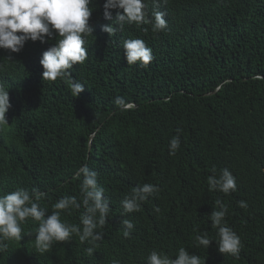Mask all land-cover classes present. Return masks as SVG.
Returning <instances> with one entry per match:
<instances>
[{"label":"trees","instance_id":"obj_1","mask_svg":"<svg viewBox=\"0 0 264 264\" xmlns=\"http://www.w3.org/2000/svg\"><path fill=\"white\" fill-rule=\"evenodd\" d=\"M104 3L92 0L88 59L69 70L85 85L79 97L65 81L42 77V54L55 39L28 41L19 53L0 49V84L11 104L0 130V195L38 188L50 215L61 196L79 199L75 176L86 165L111 202L104 239L93 256L75 236L40 254L38 222L29 221L0 264H146L150 250L174 257L179 247L206 264H264V0H144L149 18L164 13L167 29L126 24L113 36L102 30L112 24ZM137 38L152 48L147 66L129 65L124 55L123 41ZM117 96L131 107H117ZM177 128L181 147L173 156L168 144ZM213 166L232 172L236 192L208 191ZM144 183L158 185V196L124 214L121 200ZM217 199L241 238L239 259L221 254L215 241L193 246L194 229L216 239L208 216ZM82 211L61 218L79 224ZM124 219L135 225L131 238L123 236Z\"/></svg>","mask_w":264,"mask_h":264},{"label":"clouds","instance_id":"obj_2","mask_svg":"<svg viewBox=\"0 0 264 264\" xmlns=\"http://www.w3.org/2000/svg\"><path fill=\"white\" fill-rule=\"evenodd\" d=\"M92 0H0V49L19 53L28 41L46 43L55 39L54 46L43 52L40 64L43 68L44 81H65L74 97H79L85 91V85L72 78L69 71L75 65L84 64L88 59L85 46L87 38L93 36V28L89 24L93 8ZM103 17L112 21L104 25L102 30L113 36L122 31L126 24L140 27L151 25L153 33L167 29L168 23L164 13L154 11L151 18L145 11L144 0H105ZM113 10L116 17L113 20ZM148 29L145 28L144 31ZM124 55L129 65H149L153 60V51L143 39H126L123 41ZM3 67V65H0ZM114 104L120 109L131 107L121 96L114 99ZM11 108L9 90L0 84V130L9 125L6 114ZM181 128L176 129L168 144L169 154L176 155L181 147ZM90 142V141H89ZM207 177L209 192H220L225 196L237 191L236 177L227 169L218 170L215 166ZM99 173L86 165L78 169L75 178L80 181L79 199L74 195H63L51 205V214L42 202L47 199V193L33 187L16 188L0 195V254L8 250V242L22 240V226L29 221L38 222L35 228V250L44 254L50 251L57 242L71 241L78 237L80 243L87 242L88 256H93L104 239L102 229L107 224L112 211L110 200L105 196V188L98 182ZM161 189L158 185L144 183L133 187L130 193L121 200L124 214L140 212L142 204L150 197L158 196ZM238 206L247 209L248 204L241 200ZM79 224L62 220V215H72L73 210L79 211ZM156 213L161 209L156 207ZM228 206L220 199L215 201V208L208 216L211 226L216 229V239L208 232L194 231V247L208 249L213 241L218 251L239 259L243 247L240 236L227 224ZM123 236L131 238L135 225L130 219H124ZM113 264H119L114 261ZM146 264H206L199 255L190 254L185 247H179L175 256H170L162 250L152 249L146 257Z\"/></svg>","mask_w":264,"mask_h":264}]
</instances>
